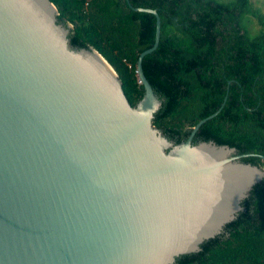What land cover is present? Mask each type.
<instances>
[{
    "label": "water",
    "instance_id": "95a60500",
    "mask_svg": "<svg viewBox=\"0 0 264 264\" xmlns=\"http://www.w3.org/2000/svg\"><path fill=\"white\" fill-rule=\"evenodd\" d=\"M132 8L157 20L135 105L96 48L72 45L51 0H0V264H175L264 180L242 160L253 154L193 142L222 107L180 143L155 125L163 99L143 58L162 21Z\"/></svg>",
    "mask_w": 264,
    "mask_h": 264
},
{
    "label": "trees",
    "instance_id": "16d2710c",
    "mask_svg": "<svg viewBox=\"0 0 264 264\" xmlns=\"http://www.w3.org/2000/svg\"><path fill=\"white\" fill-rule=\"evenodd\" d=\"M51 1L59 19L74 26L72 45L96 48L116 69L132 105L144 95L137 63L154 45L157 24L154 14L132 6L156 9L160 42L143 58L144 72L163 99L155 125L180 143L222 107L193 142L236 147L253 154L244 162L264 168V14L253 0ZM251 15L260 24L255 35L243 24ZM242 205L245 210L221 234L175 264H264V180Z\"/></svg>",
    "mask_w": 264,
    "mask_h": 264
},
{
    "label": "rangeland",
    "instance_id": "374dc122",
    "mask_svg": "<svg viewBox=\"0 0 264 264\" xmlns=\"http://www.w3.org/2000/svg\"><path fill=\"white\" fill-rule=\"evenodd\" d=\"M223 1H229V0H223ZM254 5L256 7H259L264 14V0H253ZM244 27L250 32L251 35H255L260 31V24L256 21V18L254 16H247L243 19ZM251 31H250V30Z\"/></svg>",
    "mask_w": 264,
    "mask_h": 264
}]
</instances>
